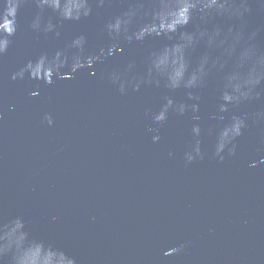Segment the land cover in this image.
<instances>
[{"label":"water","instance_id":"water-1","mask_svg":"<svg viewBox=\"0 0 264 264\" xmlns=\"http://www.w3.org/2000/svg\"><path fill=\"white\" fill-rule=\"evenodd\" d=\"M0 264H264V0H0Z\"/></svg>","mask_w":264,"mask_h":264}]
</instances>
